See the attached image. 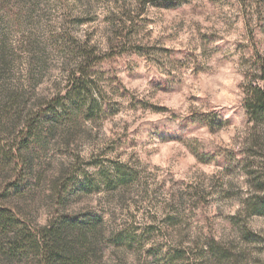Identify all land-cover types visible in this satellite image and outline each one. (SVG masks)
I'll use <instances>...</instances> for the list:
<instances>
[{
	"label": "rangeland",
	"instance_id": "rangeland-1",
	"mask_svg": "<svg viewBox=\"0 0 264 264\" xmlns=\"http://www.w3.org/2000/svg\"><path fill=\"white\" fill-rule=\"evenodd\" d=\"M80 47L89 88L65 106L84 113L51 123L53 134L37 123L8 204L37 226L102 215L99 264H264L247 174L264 176V139L252 143L264 124L244 107L264 0H0L1 159L25 116L61 108ZM17 175L0 168V185ZM118 233L132 242L109 244Z\"/></svg>",
	"mask_w": 264,
	"mask_h": 264
},
{
	"label": "trees",
	"instance_id": "trees-1",
	"mask_svg": "<svg viewBox=\"0 0 264 264\" xmlns=\"http://www.w3.org/2000/svg\"><path fill=\"white\" fill-rule=\"evenodd\" d=\"M73 54L77 57L76 66L69 74L65 94L62 96L59 94V101L55 103L61 108L52 105L48 110H40L36 116H25L27 124L19 132L21 133L19 141L17 140L14 147L5 154L4 160L1 159L2 155L0 156V168L7 164L13 165L15 173H18L14 182L0 185V264L24 262L25 264H99V260L95 257L101 246L99 238L103 224L102 215L96 213L83 217L60 215L50 219L43 226H37L8 204L12 196L22 192L24 183L22 172L29 168L30 160L25 153L40 138L41 128L37 123L46 120L50 124L47 133L53 134L54 122L61 123L84 113L82 107L75 109L65 106L69 102L78 103L82 94L89 88L86 78V72L91 66L87 64L89 54H83L81 47L75 49ZM94 59L91 60L92 66L100 60L95 54ZM250 70L247 75L244 107L250 121L256 127L264 124V54L257 56ZM92 102L98 103L95 99ZM11 103L15 109L16 120H22L24 115L22 101L19 97H12ZM261 139H264V136L255 132L253 145L260 147ZM247 171V174L253 178L254 188L258 193V196L253 198V211L264 214V197L259 194H264V176L259 175L258 171ZM119 181L126 182V176H121ZM130 242L132 238L127 234H112L108 238L109 244Z\"/></svg>",
	"mask_w": 264,
	"mask_h": 264
}]
</instances>
